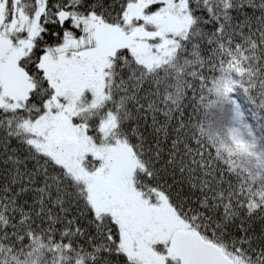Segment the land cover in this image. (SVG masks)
<instances>
[{"label":"snow or ice","instance_id":"1","mask_svg":"<svg viewBox=\"0 0 264 264\" xmlns=\"http://www.w3.org/2000/svg\"><path fill=\"white\" fill-rule=\"evenodd\" d=\"M261 111L264 0H0V264H264Z\"/></svg>","mask_w":264,"mask_h":264},{"label":"trees","instance_id":"2","mask_svg":"<svg viewBox=\"0 0 264 264\" xmlns=\"http://www.w3.org/2000/svg\"><path fill=\"white\" fill-rule=\"evenodd\" d=\"M249 107H252V106H250V105H245V108H249ZM253 110L256 111L255 108H253ZM258 115H260V116H264V111L258 112ZM249 120H250V122H253V121H251V117H250V116H249ZM253 123H255V122H253ZM260 123H264V120H261Z\"/></svg>","mask_w":264,"mask_h":264}]
</instances>
